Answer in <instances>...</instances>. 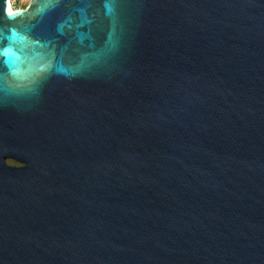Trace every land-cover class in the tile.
Here are the masks:
<instances>
[{
  "label": "water",
  "instance_id": "1",
  "mask_svg": "<svg viewBox=\"0 0 264 264\" xmlns=\"http://www.w3.org/2000/svg\"><path fill=\"white\" fill-rule=\"evenodd\" d=\"M0 264H264V0H0Z\"/></svg>",
  "mask_w": 264,
  "mask_h": 264
},
{
  "label": "rangeland",
  "instance_id": "2",
  "mask_svg": "<svg viewBox=\"0 0 264 264\" xmlns=\"http://www.w3.org/2000/svg\"><path fill=\"white\" fill-rule=\"evenodd\" d=\"M30 0H10L11 8L18 11L27 7Z\"/></svg>",
  "mask_w": 264,
  "mask_h": 264
},
{
  "label": "bare ground",
  "instance_id": "3",
  "mask_svg": "<svg viewBox=\"0 0 264 264\" xmlns=\"http://www.w3.org/2000/svg\"><path fill=\"white\" fill-rule=\"evenodd\" d=\"M7 10H8L9 13H13V12H15V11L11 8L10 0H7Z\"/></svg>",
  "mask_w": 264,
  "mask_h": 264
}]
</instances>
